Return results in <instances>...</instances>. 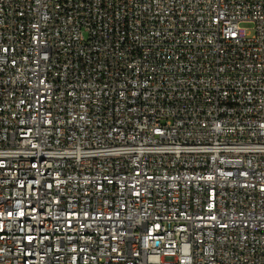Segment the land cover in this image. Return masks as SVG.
Returning a JSON list of instances; mask_svg holds the SVG:
<instances>
[{
	"label": "built area",
	"instance_id": "built-area-1",
	"mask_svg": "<svg viewBox=\"0 0 264 264\" xmlns=\"http://www.w3.org/2000/svg\"><path fill=\"white\" fill-rule=\"evenodd\" d=\"M0 264H264V0H0Z\"/></svg>",
	"mask_w": 264,
	"mask_h": 264
}]
</instances>
